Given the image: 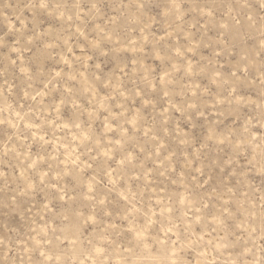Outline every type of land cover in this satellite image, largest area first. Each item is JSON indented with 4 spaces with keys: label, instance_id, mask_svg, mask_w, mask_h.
<instances>
[{
    "label": "rangeland",
    "instance_id": "1",
    "mask_svg": "<svg viewBox=\"0 0 264 264\" xmlns=\"http://www.w3.org/2000/svg\"><path fill=\"white\" fill-rule=\"evenodd\" d=\"M0 264H264V0H0Z\"/></svg>",
    "mask_w": 264,
    "mask_h": 264
}]
</instances>
